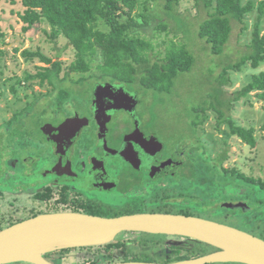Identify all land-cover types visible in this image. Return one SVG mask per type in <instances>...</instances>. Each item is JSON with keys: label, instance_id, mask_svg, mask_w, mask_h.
I'll return each mask as SVG.
<instances>
[{"label": "rangeland", "instance_id": "1", "mask_svg": "<svg viewBox=\"0 0 264 264\" xmlns=\"http://www.w3.org/2000/svg\"><path fill=\"white\" fill-rule=\"evenodd\" d=\"M249 1L251 0H242V6L245 7ZM252 1L255 7L251 12L245 13L242 22L232 20L233 30L224 51L214 54L211 45L200 37L199 27L208 12L215 10L216 0H181L172 14L164 9L163 1L156 3L152 0H140L133 15L137 19L141 14L150 15V23L138 28L134 33L153 44L150 52L152 62L164 61L174 43L176 47L185 46V49L194 55L195 61L191 70L179 74L170 93L158 94L153 89L145 90L139 81L135 83V88L140 91L144 103L142 113L147 129L156 134L170 149L176 141L185 142L188 152H183L182 162L189 161L186 155L191 154V161L183 163L181 179H171L166 183L168 189L165 195L180 196L184 202L180 203L182 205L175 204L174 211L158 212L199 216L264 239V98L259 96L263 91L255 90L248 96L236 99L238 93L253 81L255 74L264 72V63L253 67L248 62L240 70L229 69L227 74L223 73L226 63L239 61L252 51L251 44L257 28L260 34L264 35V14L259 10V1ZM207 2L212 3L206 7ZM25 10L26 7L21 1L0 2V140L4 137L6 142L1 145L0 156H4L6 162L17 155L38 157L41 149L35 151L37 146L34 145H44L39 125L68 115L70 111L67 106H72L70 110L74 108L72 101L76 108L81 106L83 99L87 98L84 95L91 82L96 81L94 79L103 72L99 66L102 54L97 60L90 62L91 68L88 72L73 71L71 66L77 60V50L70 40L64 35L55 37L53 26L47 19H43L26 32L23 29L26 23L22 18ZM161 24L166 25L163 27ZM37 53L44 54L51 62L43 61ZM57 63L59 65H56ZM47 68L52 70V73H58L56 84L39 76V73L45 72ZM225 77H229V81L221 85ZM63 80L66 82L62 85H68L72 92L69 100L66 98L59 104L64 107L66 105L67 110L60 111L56 105L59 90L55 86ZM218 85H221L222 89L221 99L225 102L222 107L226 111V118L231 117L239 127L253 128L257 140L256 147H251L239 136L233 135L227 122L219 123V114L212 108L201 111L200 120L204 116L206 118L199 122L196 117L199 124L193 127V108L212 106L213 101L217 99L216 94H219V90L217 93L214 90ZM11 127L13 128L8 133V128ZM20 140L31 141L32 145L22 148L19 146ZM7 145L11 147L9 151ZM2 164L0 160V180L4 182ZM178 166L176 163L172 169ZM25 167L17 168L14 172L18 178L21 177L20 182L26 181L20 171ZM217 168L228 178L230 176L232 182L222 186L220 183H223V180L217 178ZM168 172L167 176L170 174ZM202 176L212 177L215 185H202L201 182L207 181ZM252 193V198L247 196ZM228 203L241 204V208L229 209L225 207ZM143 206L140 201L130 205ZM54 211L66 209H44L39 214ZM148 212L156 211L150 209ZM5 215L9 216L7 212ZM2 222L0 230L18 221L3 219ZM154 239L159 241L161 238ZM167 241L171 244L185 243L184 239L177 238H167ZM149 243L153 242L150 240ZM196 246L199 251L204 252L202 245ZM156 249L163 252L165 248ZM79 251L83 249L73 248L63 254L61 260L56 263H81L77 258L81 254ZM119 255H122V252Z\"/></svg>", "mask_w": 264, "mask_h": 264}, {"label": "flooded vegetation", "instance_id": "2", "mask_svg": "<svg viewBox=\"0 0 264 264\" xmlns=\"http://www.w3.org/2000/svg\"><path fill=\"white\" fill-rule=\"evenodd\" d=\"M94 80L96 81L91 82L86 90L84 96L87 98L83 99L81 106L76 108L72 101L74 108L70 110L72 106H67L70 111L68 115L39 125L44 145H34L37 146L35 151L41 149L38 157L17 155L6 162V158L0 156L5 176L4 182L0 180V224H3V219L23 221L40 215L44 209H66L47 213L78 212L117 217L139 213H165L160 212L162 210L174 211L175 204L182 205L180 203L184 202L180 196L170 197L165 194L168 189L166 183L171 179L180 180L183 163L191 161V154L186 155L189 161L181 160L183 152H188L185 146L187 144L176 141L170 149L156 134L147 129L142 113L144 103L138 89L121 81L102 78V75ZM65 82L63 80L62 83ZM106 82L112 83L116 89L100 88ZM123 85L125 89L121 91ZM69 99L70 97L67 100ZM134 103L138 124L130 117V112L122 114L124 109L129 108L130 111V105ZM59 104L58 100V110H67L66 105L64 107ZM115 112L112 122L101 127L98 116L105 123L108 115ZM12 128H8V133ZM4 142L3 137L0 140V151ZM31 145V141L20 140L19 146L22 148ZM6 148L9 151L11 147L7 145ZM176 163L179 166L172 169ZM22 166H26L24 170L20 169L25 182H20L21 177L18 178L14 173ZM139 201L143 207H130ZM150 209L156 212H148ZM6 212L9 216L5 215ZM116 237L118 244L111 250L93 251L83 247L77 257L81 262L79 264H166L194 259L217 250L195 239L172 234L125 231ZM157 237L161 239H154ZM167 238L184 239L185 243L171 244ZM150 240L153 243H149ZM196 245H202L204 252L199 251ZM156 247L168 249L161 252ZM120 252L122 255H119ZM61 258L55 257L52 260L56 262Z\"/></svg>", "mask_w": 264, "mask_h": 264}, {"label": "trees", "instance_id": "3", "mask_svg": "<svg viewBox=\"0 0 264 264\" xmlns=\"http://www.w3.org/2000/svg\"><path fill=\"white\" fill-rule=\"evenodd\" d=\"M10 1H21L26 7L25 13L22 15L26 23L23 29L26 32L31 30L35 24H39L43 19H47L53 26V35L55 37L64 35L70 40V43L77 50V60L71 66L73 71L88 72L91 68L90 62L97 60L99 55L102 54V60L99 64L103 71L102 78H109L111 81H121L130 84L131 87H135V83L139 81L145 90L153 89L156 93L161 94L163 92L170 93L179 74L189 71L193 67L195 61L194 55L189 50H186L185 46L176 47L174 42V46L171 45V51L168 52L166 59H164L165 62H152L150 52L153 44L147 41L146 38L134 33L138 28L150 23V15L141 14L139 19L133 15L140 0ZM152 1L156 3L163 1L164 9L168 13L171 12V14L176 11L177 5L181 2V0ZM258 1L259 10L264 14V0ZM216 2L215 10L212 13L208 12V16L201 22L199 35L211 45V50L214 54H221L233 30L232 20L236 19L242 22L245 13L251 12L255 7V3L251 0L243 7L242 0H216ZM211 3L207 2L205 6L208 7ZM161 25L164 27L166 24ZM1 36L2 34L0 33ZM251 50L249 54L243 56L239 61L226 63L223 73L227 74L229 69L240 70L248 62L253 67H259L261 63H264V35L260 34L258 28L254 32ZM37 55L43 61L47 63L51 62V59L44 54L37 53ZM56 65H59V63ZM57 74L52 73V70L47 68L45 72L39 73V76L56 84L58 81ZM228 81L229 77H225L222 83H220L222 85ZM221 85L220 87L218 85L214 89L215 92L219 90V94H216L217 99L213 101L214 104L212 106L193 108V127L199 124V122H203L206 118L204 116L205 118L203 117L200 120L202 118L200 112L212 108L219 114V123L227 122L233 135L239 136L243 142L251 147H256L257 140L254 136L253 128L245 129L239 127L231 117L226 118V111L222 107L225 102L221 99ZM55 88L59 90V103L69 98L72 92L68 86H63L62 82L57 84ZM255 90H262L263 93L259 94V96L264 98V72L255 74L253 81L238 93L236 99L248 96V94ZM196 117L197 120L199 119V122L196 121ZM202 178L207 180L206 182H201L202 185L209 183L206 186L213 187L216 183H214L212 177H209V179L208 176H202ZM217 178L223 180V183H220L222 186L232 182L230 181V176L228 178L226 174L221 173L219 170ZM253 194L247 196L252 198ZM262 201L264 202V200ZM117 244L116 241H113L106 245L86 248L92 250H111ZM72 250L73 248L55 251L45 255V257L54 261L52 259L55 257H61Z\"/></svg>", "mask_w": 264, "mask_h": 264}, {"label": "water", "instance_id": "4", "mask_svg": "<svg viewBox=\"0 0 264 264\" xmlns=\"http://www.w3.org/2000/svg\"><path fill=\"white\" fill-rule=\"evenodd\" d=\"M100 88L116 89L110 82L104 83ZM124 89L123 85L120 90L124 91ZM135 107V103L130 105V111L129 108L124 109L122 114L130 112V117H133L138 124V116L134 113ZM115 116L116 112L110 113L107 121L102 123L99 115L101 127L108 126ZM240 206L241 204H225V207L234 210L240 209ZM125 231L185 236L217 249L194 259L166 264H264V239L227 224L183 214L139 213L104 217L78 212L40 214L0 230V264H57L45 255L65 249L106 245L115 241L116 236ZM40 238H42L41 242L51 246L40 252L39 256L16 251L19 247Z\"/></svg>", "mask_w": 264, "mask_h": 264}, {"label": "bare ground", "instance_id": "5", "mask_svg": "<svg viewBox=\"0 0 264 264\" xmlns=\"http://www.w3.org/2000/svg\"><path fill=\"white\" fill-rule=\"evenodd\" d=\"M42 238L36 239L28 244H25L19 247L16 251L20 253H26L31 255L39 256L40 252L48 249L51 245H47V243L41 242Z\"/></svg>", "mask_w": 264, "mask_h": 264}]
</instances>
